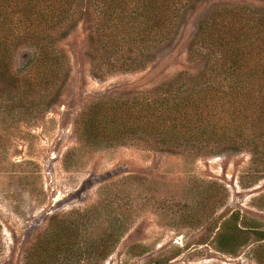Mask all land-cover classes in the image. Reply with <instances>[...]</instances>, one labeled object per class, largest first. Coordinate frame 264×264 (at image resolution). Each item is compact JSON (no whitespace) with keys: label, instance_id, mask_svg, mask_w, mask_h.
<instances>
[{"label":"rangeland","instance_id":"rangeland-1","mask_svg":"<svg viewBox=\"0 0 264 264\" xmlns=\"http://www.w3.org/2000/svg\"><path fill=\"white\" fill-rule=\"evenodd\" d=\"M242 2L264 7V0ZM196 27L191 17L176 47H161L145 69L101 77L94 67L103 54L94 56L81 25L60 44L68 68L45 98L16 108L0 87V264H30L28 253L53 225L74 220L86 225L66 232L74 254L87 255L113 232L107 245L114 246L105 259L59 264H264L258 235L234 255L217 242L233 215L240 226L264 232V159L247 151L187 158L79 137L78 121L98 98L195 68L188 45Z\"/></svg>","mask_w":264,"mask_h":264},{"label":"trees","instance_id":"trees-1","mask_svg":"<svg viewBox=\"0 0 264 264\" xmlns=\"http://www.w3.org/2000/svg\"><path fill=\"white\" fill-rule=\"evenodd\" d=\"M239 1L0 0V87L16 108L54 90L68 68L60 44L81 25L94 56L103 54L95 76L143 70L194 17L188 52L195 68L98 98L78 121L79 137L95 146L133 144L187 158L247 151L264 159V7ZM24 49L29 53L19 63ZM238 222L233 215L218 235L224 253L236 254L253 234L264 238ZM83 226L55 223L42 246L28 253L29 263L107 258L114 232L96 240L87 255L74 254L65 235Z\"/></svg>","mask_w":264,"mask_h":264}]
</instances>
